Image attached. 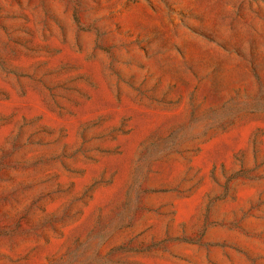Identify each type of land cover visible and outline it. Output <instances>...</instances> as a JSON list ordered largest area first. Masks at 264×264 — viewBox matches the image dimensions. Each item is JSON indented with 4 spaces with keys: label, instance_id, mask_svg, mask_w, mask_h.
<instances>
[{
    "label": "rangeland",
    "instance_id": "374dc122",
    "mask_svg": "<svg viewBox=\"0 0 264 264\" xmlns=\"http://www.w3.org/2000/svg\"><path fill=\"white\" fill-rule=\"evenodd\" d=\"M0 264H264V0H0Z\"/></svg>",
    "mask_w": 264,
    "mask_h": 264
}]
</instances>
